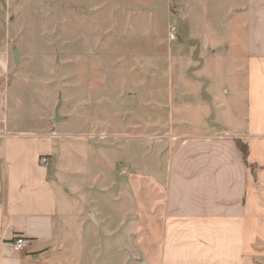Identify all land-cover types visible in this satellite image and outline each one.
Segmentation results:
<instances>
[{
    "label": "rangeland",
    "instance_id": "1",
    "mask_svg": "<svg viewBox=\"0 0 264 264\" xmlns=\"http://www.w3.org/2000/svg\"><path fill=\"white\" fill-rule=\"evenodd\" d=\"M181 7L168 41V10ZM194 7L191 17L189 0H0L9 122L53 127L54 169L78 170H59L69 180L57 185L83 264H156L171 147L242 122L243 18L220 0Z\"/></svg>",
    "mask_w": 264,
    "mask_h": 264
},
{
    "label": "crops",
    "instance_id": "2",
    "mask_svg": "<svg viewBox=\"0 0 264 264\" xmlns=\"http://www.w3.org/2000/svg\"><path fill=\"white\" fill-rule=\"evenodd\" d=\"M198 1L189 0L191 17ZM220 2L228 18H243V119L232 123L234 134L183 137L171 147L156 264H264V0ZM7 73L0 51V264H83L84 238L67 227L71 205L57 185L69 180L59 170H78L63 162L54 169L53 127L9 122ZM17 236L27 240L19 252L11 247Z\"/></svg>",
    "mask_w": 264,
    "mask_h": 264
},
{
    "label": "built area",
    "instance_id": "3",
    "mask_svg": "<svg viewBox=\"0 0 264 264\" xmlns=\"http://www.w3.org/2000/svg\"><path fill=\"white\" fill-rule=\"evenodd\" d=\"M183 17L179 8H172L168 10V22H167V39L173 41L178 38V21ZM174 18V21L172 20ZM39 163L47 164V158L41 156ZM27 244V240L22 236H17L11 243L12 250L15 252L22 251Z\"/></svg>",
    "mask_w": 264,
    "mask_h": 264
},
{
    "label": "trees",
    "instance_id": "4",
    "mask_svg": "<svg viewBox=\"0 0 264 264\" xmlns=\"http://www.w3.org/2000/svg\"><path fill=\"white\" fill-rule=\"evenodd\" d=\"M236 142L238 143L239 149L241 150L242 156L246 157L247 154V147L246 145L238 138L235 139Z\"/></svg>",
    "mask_w": 264,
    "mask_h": 264
},
{
    "label": "water",
    "instance_id": "5",
    "mask_svg": "<svg viewBox=\"0 0 264 264\" xmlns=\"http://www.w3.org/2000/svg\"><path fill=\"white\" fill-rule=\"evenodd\" d=\"M59 119V117H58V115H57V109H56V120H58Z\"/></svg>",
    "mask_w": 264,
    "mask_h": 264
}]
</instances>
